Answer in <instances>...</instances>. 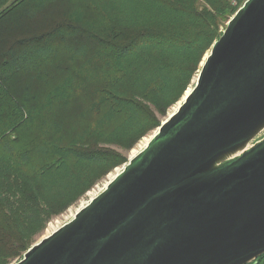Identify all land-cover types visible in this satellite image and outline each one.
Masks as SVG:
<instances>
[{
    "label": "trees",
    "instance_id": "16d2710c",
    "mask_svg": "<svg viewBox=\"0 0 264 264\" xmlns=\"http://www.w3.org/2000/svg\"><path fill=\"white\" fill-rule=\"evenodd\" d=\"M246 0H0V264L160 126Z\"/></svg>",
    "mask_w": 264,
    "mask_h": 264
},
{
    "label": "water",
    "instance_id": "95a60500",
    "mask_svg": "<svg viewBox=\"0 0 264 264\" xmlns=\"http://www.w3.org/2000/svg\"><path fill=\"white\" fill-rule=\"evenodd\" d=\"M264 0H246L147 145L13 264H250L264 254Z\"/></svg>",
    "mask_w": 264,
    "mask_h": 264
},
{
    "label": "rangeland",
    "instance_id": "374dc122",
    "mask_svg": "<svg viewBox=\"0 0 264 264\" xmlns=\"http://www.w3.org/2000/svg\"><path fill=\"white\" fill-rule=\"evenodd\" d=\"M227 24L225 25V27H222V32L226 29ZM199 74L196 75L195 80L193 81V85L192 87H194L196 81H197V77ZM185 96V95H184ZM184 98V97H183ZM183 98L181 99V101L183 100ZM180 101V102H181ZM180 102H178L176 105H174L167 113V115L165 117H160V119L162 120V122H164L172 113H174ZM161 122V124H162ZM157 131V130H156ZM154 131L152 134H150L149 136L145 137L144 139H142L137 146L131 150L130 152H124L125 155H127L128 157V161L130 158L133 157V155L139 153L147 144V142L150 140V138L155 134ZM264 136V133L261 135V137ZM125 165V164H124ZM123 165V166H124ZM123 166H120L116 169H114L104 180H102L98 185H96L90 192H88L79 202H77L75 205H73L72 207H70L65 213H63L62 215L56 217L55 219H53L47 226L46 230L42 233V235L38 236L36 238L35 243H38L39 241H41L42 239H44L45 237L51 235L54 231H56L57 229H59L60 227H62L63 225H65L66 223H68L69 221H71L75 214L84 206H86L91 199H93L94 197H96L97 195H99L105 188V186L111 181L113 180V178L122 171ZM20 260V259H19ZM19 260L15 261L14 263L18 262Z\"/></svg>",
    "mask_w": 264,
    "mask_h": 264
},
{
    "label": "flooded vegetation",
    "instance_id": "af4514ba",
    "mask_svg": "<svg viewBox=\"0 0 264 264\" xmlns=\"http://www.w3.org/2000/svg\"><path fill=\"white\" fill-rule=\"evenodd\" d=\"M250 264H264V254Z\"/></svg>",
    "mask_w": 264,
    "mask_h": 264
},
{
    "label": "bare ground",
    "instance_id": "6f19581e",
    "mask_svg": "<svg viewBox=\"0 0 264 264\" xmlns=\"http://www.w3.org/2000/svg\"><path fill=\"white\" fill-rule=\"evenodd\" d=\"M148 142H149V141H148ZM148 142H147V143H148ZM146 145H147V144H146ZM143 149H144V148H143ZM135 155H136V154H135ZM133 156H134V155H133Z\"/></svg>",
    "mask_w": 264,
    "mask_h": 264
}]
</instances>
